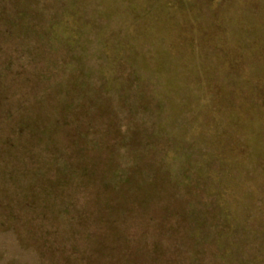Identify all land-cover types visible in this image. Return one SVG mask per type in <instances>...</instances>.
<instances>
[{"label":"rangeland","instance_id":"1","mask_svg":"<svg viewBox=\"0 0 264 264\" xmlns=\"http://www.w3.org/2000/svg\"><path fill=\"white\" fill-rule=\"evenodd\" d=\"M0 264H264V0H0Z\"/></svg>","mask_w":264,"mask_h":264}]
</instances>
